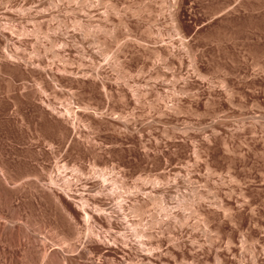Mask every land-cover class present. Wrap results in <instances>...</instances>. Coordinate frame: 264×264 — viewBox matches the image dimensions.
Here are the masks:
<instances>
[{"label":"rangeland","instance_id":"rangeland-1","mask_svg":"<svg viewBox=\"0 0 264 264\" xmlns=\"http://www.w3.org/2000/svg\"><path fill=\"white\" fill-rule=\"evenodd\" d=\"M0 222V264H264V0H0Z\"/></svg>","mask_w":264,"mask_h":264},{"label":"bare ground","instance_id":"bare-ground-1","mask_svg":"<svg viewBox=\"0 0 264 264\" xmlns=\"http://www.w3.org/2000/svg\"><path fill=\"white\" fill-rule=\"evenodd\" d=\"M13 228H15V227L9 226L8 224H2L0 222V239H1V237H3V235H5L9 231L13 230ZM17 230L23 231L19 225L17 226ZM29 240L33 244L32 247L40 250L41 258H42V264H48L50 262H54L55 264H81L79 262L80 259H88L89 251H87L85 249L79 250V249H77V247L75 245H72L70 243L67 244V246H66L68 249L67 250L68 253H65L64 250H61L60 252H61L62 256H60L58 253H54V252H52V250L48 249L44 241L38 240V239H35V240L29 239ZM55 254H58L59 257ZM73 254H75V255H73ZM0 258H1V262H2V256L1 255H0Z\"/></svg>","mask_w":264,"mask_h":264}]
</instances>
